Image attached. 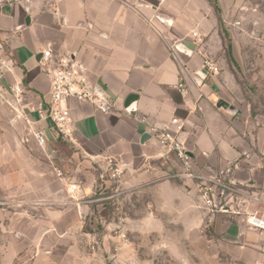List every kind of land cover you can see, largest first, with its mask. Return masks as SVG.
Wrapping results in <instances>:
<instances>
[{"label":"crops","instance_id":"1","mask_svg":"<svg viewBox=\"0 0 264 264\" xmlns=\"http://www.w3.org/2000/svg\"><path fill=\"white\" fill-rule=\"evenodd\" d=\"M221 23L233 39L264 36V0H0V39L9 59V70L2 66L0 72V110L5 101L22 128L45 130L47 143L36 145L48 170L55 175L59 169L79 185L71 206L77 214L87 215L85 199L110 183L103 158H116L123 168L121 191L147 200L141 216L127 218V229L158 233L173 264H264V229L247 226L242 213L264 210V106L246 99L223 68ZM185 42L187 51L174 50ZM45 49L75 55L113 103L102 112L70 100L73 142L57 139L31 109L50 90L38 64ZM204 58L216 72L204 69ZM14 84L25 90L24 115L9 91ZM230 105L235 114L227 111ZM163 129L174 133L193 168L231 167L230 177L255 198L244 202L242 214H210L202 207L176 150L158 144ZM39 162L31 157L30 172L15 177L29 174L37 181Z\"/></svg>","mask_w":264,"mask_h":264},{"label":"rangeland","instance_id":"2","mask_svg":"<svg viewBox=\"0 0 264 264\" xmlns=\"http://www.w3.org/2000/svg\"><path fill=\"white\" fill-rule=\"evenodd\" d=\"M221 25L223 68L236 80L246 99L256 98L264 106L263 34L233 39L229 37L230 27ZM229 40L235 46L231 56L227 52ZM3 104L0 264H109L112 260L121 264H173L168 248L160 246L158 233L144 236L126 227L127 218L132 221L141 216L147 201L142 194L122 192L119 182H110L106 187L101 184L85 199L90 200L91 211L87 215L77 214L71 208L76 206L74 200L43 163L41 149L29 139V128L21 127L22 122L17 121L9 103ZM31 157L40 161L38 180L31 182L29 174L15 177L30 172ZM114 221L119 222L118 226L112 225Z\"/></svg>","mask_w":264,"mask_h":264},{"label":"built area","instance_id":"3","mask_svg":"<svg viewBox=\"0 0 264 264\" xmlns=\"http://www.w3.org/2000/svg\"><path fill=\"white\" fill-rule=\"evenodd\" d=\"M173 48L175 51L184 52L183 48L176 46V44L173 45ZM8 61L4 41L0 39V68L4 66L9 70L7 67ZM38 64L49 78L50 90L47 98L43 102L34 104L31 109L37 112L38 120L47 122V128L54 133L57 139L63 142L74 141L75 120L68 104L70 100L89 102L102 112L112 110L113 103L104 88L89 78L86 68L75 59V55H56L51 49H45L40 53ZM203 67L208 72L217 71V67L208 58H204ZM178 86L182 92L187 91L184 83L180 82ZM9 91L15 103L18 104L16 112L24 115L25 90L23 86L20 84L11 85ZM30 121L27 120V124ZM172 123H176V121L173 120ZM180 129L181 126L177 125L176 132ZM30 133L38 146H45L47 135L44 129H36L30 131ZM156 139L166 152L176 150L185 168L182 174L195 184L201 198L202 207L208 213L240 214V207L243 206L244 202L255 199L244 193V189L241 187L242 184L230 177V166L206 171L193 168L187 155L178 146L175 135L170 129L158 131ZM103 160L108 180L111 183L120 182L123 175L120 162L113 156H106ZM55 175L64 183L66 192L74 200L79 185L59 169H55ZM242 213L245 215L247 226L264 229V210L244 208Z\"/></svg>","mask_w":264,"mask_h":264},{"label":"water","instance_id":"4","mask_svg":"<svg viewBox=\"0 0 264 264\" xmlns=\"http://www.w3.org/2000/svg\"><path fill=\"white\" fill-rule=\"evenodd\" d=\"M187 46H188V45H187L186 42H185V44H183L181 47L183 48V50L187 51V50H188V49H187V48H188ZM227 111H228L229 113H231V114H235V113L237 112V108L234 107L233 105H230V106H228ZM142 139H144V138H142ZM109 264H120V263H119V262H116L115 260H112V261H110Z\"/></svg>","mask_w":264,"mask_h":264},{"label":"trees","instance_id":"5","mask_svg":"<svg viewBox=\"0 0 264 264\" xmlns=\"http://www.w3.org/2000/svg\"><path fill=\"white\" fill-rule=\"evenodd\" d=\"M227 52L228 54L231 56V44H230V41L227 42Z\"/></svg>","mask_w":264,"mask_h":264}]
</instances>
